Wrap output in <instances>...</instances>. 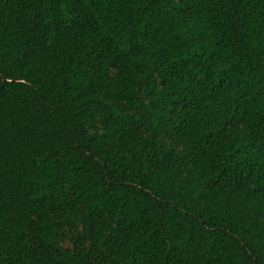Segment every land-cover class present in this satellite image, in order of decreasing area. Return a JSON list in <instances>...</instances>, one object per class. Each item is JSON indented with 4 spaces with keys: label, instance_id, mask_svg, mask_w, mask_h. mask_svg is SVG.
I'll return each instance as SVG.
<instances>
[{
    "label": "trees",
    "instance_id": "trees-1",
    "mask_svg": "<svg viewBox=\"0 0 264 264\" xmlns=\"http://www.w3.org/2000/svg\"><path fill=\"white\" fill-rule=\"evenodd\" d=\"M0 264H264V0H0Z\"/></svg>",
    "mask_w": 264,
    "mask_h": 264
}]
</instances>
